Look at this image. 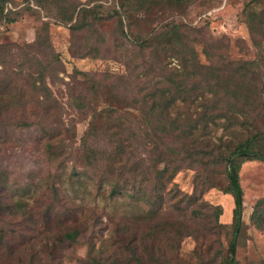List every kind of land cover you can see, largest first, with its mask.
<instances>
[{
    "label": "rangeland",
    "instance_id": "rangeland-1",
    "mask_svg": "<svg viewBox=\"0 0 264 264\" xmlns=\"http://www.w3.org/2000/svg\"><path fill=\"white\" fill-rule=\"evenodd\" d=\"M89 1L70 0L69 4L85 5ZM98 2L104 5L99 9L100 19L88 30L74 31L69 23L58 21L55 11L30 7L24 0H13L7 6L9 16L16 19L14 22L0 21V96L7 93L5 100L9 103L8 109L0 114V203L7 205L19 200L25 201L28 207L25 212L9 211L5 206L0 211V227L5 229L0 238V264L39 261L47 264L49 260L56 264H80L88 258L90 250L105 256L112 251L106 243L114 219L124 221L148 209L144 201L135 203L124 197L105 199L90 178L82 175L72 181L68 176L72 165H79L76 159L83 148L79 149L80 140L89 121L88 112H78L71 104L73 91H84L86 86L80 74L76 77L77 71L93 75L101 82L96 99L98 107L109 103L113 86L125 90L130 98L144 81L156 79L151 75L145 78L130 75L138 62L135 51L130 38L121 33L114 17L109 18L107 13L117 2ZM248 2L251 12L246 8ZM253 13L264 16V0H187L178 5L171 0H157L140 26L146 30L166 18L202 29L206 42L218 48V65L229 59L247 61L246 72L253 73L252 83L261 87L264 97V26L257 32L251 31ZM197 48L201 51L202 47ZM201 59L204 61L203 55ZM167 60L170 65L176 62ZM120 75L124 78L121 84ZM46 106L50 107L49 111L45 110ZM185 108L179 105L173 112ZM128 116L138 131L142 127L137 126L141 116L138 112ZM257 119L264 129V114ZM223 121L219 119L216 125H210L209 134L203 138L217 142L219 137L235 141L243 136V130L237 127L225 129ZM18 122H25L26 126ZM148 123L155 126L153 120ZM42 127L61 130L66 151L70 152L65 169H57L56 164L47 159ZM147 131L146 146L142 144L143 128H139L143 136L140 144L132 141L135 145L132 160L153 159L161 152L153 147L157 142L162 150L172 147L177 154L179 146L168 141L163 146L156 129L147 126ZM87 144L105 147L107 139L100 134L89 138ZM197 172L198 168L195 170L184 162L169 185L190 193ZM223 178L222 172L215 175L216 181L224 183ZM239 181L243 210L241 229L234 240L236 264H264V161L254 159L242 163ZM53 186L60 190L57 197ZM201 200L209 213L214 206L220 207V223H231L234 206L231 195L212 187L203 191ZM57 211L61 215L59 219L55 215ZM209 219L211 217L204 220L203 226H209ZM68 225L79 227L81 234L75 242L60 245L55 237ZM231 239L229 226L216 234L205 229L197 238L185 236L177 253L183 258V264H196L198 258L194 250L201 241L211 246L203 254L209 257L216 249H221L223 255L227 253Z\"/></svg>",
    "mask_w": 264,
    "mask_h": 264
},
{
    "label": "trees",
    "instance_id": "trees-1",
    "mask_svg": "<svg viewBox=\"0 0 264 264\" xmlns=\"http://www.w3.org/2000/svg\"><path fill=\"white\" fill-rule=\"evenodd\" d=\"M11 1L0 0V21L11 23L16 20L9 16L7 6L11 5ZM24 1L30 7L55 11L58 21L69 23L74 31L93 28L100 19L99 9L104 7L98 0H90L85 5H72L70 0ZM156 1L116 0V6L107 11L109 18L116 20L121 33L130 38L135 51L138 62L134 70L137 71H128L130 75L134 74L137 78L151 75L156 79L144 81L134 93L131 92L130 98L125 90L113 86L109 103L98 107L96 99L102 88L101 82L93 75L77 71L76 77L80 74L86 86L84 91H73L71 104L78 112H88L89 121L80 140L79 149L83 148L76 159L79 165H72L68 176L72 181L82 175L90 178L105 199L124 197L135 203L144 201L148 206L145 213L132 218L124 221L114 219L106 243L112 251L103 256L102 252L90 250L88 258L80 264H183L184 260L177 250L185 236L197 238L205 229L216 234L228 226L232 239L227 253L223 255L221 249H216L205 257L204 252H208L211 246L201 241L194 250L198 258L196 264H236L234 240L241 229L243 210L239 169L248 160L264 161V129L257 121L264 114L261 87L252 83L253 73L246 72L247 61L229 59L218 65V48L206 42L202 29L187 27L186 23L166 18L146 30L141 28L140 22L147 19L150 6ZM171 1L178 5L187 0ZM249 3L246 8L251 12ZM251 15L250 29L257 32L264 26V16ZM256 18L259 22L257 27L254 25ZM199 45L201 51L197 48ZM167 59H175L176 62L170 65ZM42 77L41 74L40 79ZM123 79L122 75L118 76L120 84L124 83ZM5 96H0V114L9 107ZM179 105L185 106V110L173 112ZM49 109L45 107L46 111ZM136 112L141 116L137 126L143 128V146L148 144V126L156 129L163 146L165 141L179 146L177 154L172 147L162 150L157 142L153 147L161 152L153 159L132 160L135 148L132 141L140 144L143 137L128 116ZM219 119H224L222 124L225 129H242L243 136L235 141L219 137L217 142L203 138L209 134L210 125H216ZM149 120H153L155 126L148 123ZM17 124L26 126L25 122ZM41 130L47 159L54 162L57 169H65L70 152L66 151L61 130L45 127ZM100 134L107 139V146L92 147L87 144L89 138ZM184 162L194 166L195 170L198 168L190 193L182 192L174 184L169 185ZM221 172L224 173V183L215 180V175ZM212 187H218L233 198L230 224L219 222V206H214L211 213L206 211L201 194ZM51 188L57 197L59 188ZM24 202L0 203V211L5 206L9 211L25 212L28 207ZM55 215L57 219L61 216L59 211ZM210 217L209 226H203L204 220ZM3 229L0 227V238H3ZM80 234L79 227L68 225L55 239L63 245L75 242ZM39 262L36 264H45ZM47 264L56 263L49 260Z\"/></svg>",
    "mask_w": 264,
    "mask_h": 264
},
{
    "label": "built area",
    "instance_id": "built-area-1",
    "mask_svg": "<svg viewBox=\"0 0 264 264\" xmlns=\"http://www.w3.org/2000/svg\"><path fill=\"white\" fill-rule=\"evenodd\" d=\"M10 6V5H9Z\"/></svg>",
    "mask_w": 264,
    "mask_h": 264
}]
</instances>
